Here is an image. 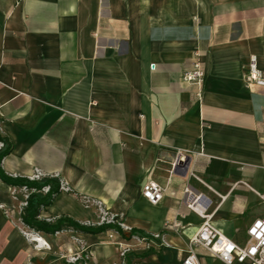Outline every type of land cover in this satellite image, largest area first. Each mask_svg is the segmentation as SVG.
Instances as JSON below:
<instances>
[{"label":"crops","instance_id":"0c3cea01","mask_svg":"<svg viewBox=\"0 0 264 264\" xmlns=\"http://www.w3.org/2000/svg\"><path fill=\"white\" fill-rule=\"evenodd\" d=\"M195 55L199 101L183 80ZM252 57L264 74V0H0L2 171L60 180L40 220L99 227L88 198L121 224L37 231L49 244L38 251L21 234L29 190L0 180V264H68L80 243L89 264H122L119 245L131 249L126 264H181L204 221L189 207L199 196L213 226L243 244L264 216V88L244 80ZM148 182L163 188L157 205L142 195ZM132 234L165 246L147 251Z\"/></svg>","mask_w":264,"mask_h":264},{"label":"built area","instance_id":"2783aa9c","mask_svg":"<svg viewBox=\"0 0 264 264\" xmlns=\"http://www.w3.org/2000/svg\"><path fill=\"white\" fill-rule=\"evenodd\" d=\"M195 61L192 64L191 69L183 75V80L194 87L193 99L199 101L203 94V81L205 77L204 70L198 60V55H195ZM244 80L246 83L255 85L257 87L264 88V74L258 69L255 57H252L247 65L244 73ZM176 162L178 159L184 160L185 155L181 151H177L175 154ZM175 165V163H174ZM41 176L36 175L33 180H40ZM61 190V187H60ZM24 191L28 190L24 188ZM42 192L47 193L48 188H43ZM163 188L155 183L148 182L144 185L142 190L143 197L152 205H157L163 197ZM28 195L25 196L27 200ZM200 196L196 197L189 207L204 219L203 223L199 227L197 233L189 239L188 250L185 258L181 264H201L196 255L195 249L201 248L212 258L219 261L221 264H264V216L259 217L252 221V223L246 229V240L243 244H238L232 241L230 238L223 235L217 230L210 221V216L204 214V207L199 203ZM85 207L95 206L99 212V221L97 225H117L121 227L119 222L113 220V216L109 214L101 203L88 198L83 199ZM27 201L22 204V207H26ZM24 227V226H22ZM28 228H22L21 234L33 242L36 250L49 249V244L39 236L37 231ZM112 238V234L109 235ZM130 239L136 243L142 245L145 250L151 248L152 243L160 241V246H165L163 238L159 234L150 236L132 234ZM80 243V242H79ZM120 256L122 258V264H126L125 258L130 253L131 249L119 245ZM90 254L86 247L80 243V249L68 259V264H89ZM24 264H33L31 258H28Z\"/></svg>","mask_w":264,"mask_h":264},{"label":"trees","instance_id":"16d2710c","mask_svg":"<svg viewBox=\"0 0 264 264\" xmlns=\"http://www.w3.org/2000/svg\"><path fill=\"white\" fill-rule=\"evenodd\" d=\"M11 145L7 144V148L0 152V180L10 186L18 188H26L29 190L27 205L22 209L21 220L29 228L46 234H54L61 230H73L76 232L94 234L102 232L111 225H102L99 227L81 225L68 218L61 217L54 222H48L39 219L40 210L49 206L55 196L60 191V180L53 177H42L39 181H31L25 178H13L4 174L1 169L2 159L10 152ZM48 188L47 193H43L42 189Z\"/></svg>","mask_w":264,"mask_h":264},{"label":"water","instance_id":"95a60500","mask_svg":"<svg viewBox=\"0 0 264 264\" xmlns=\"http://www.w3.org/2000/svg\"><path fill=\"white\" fill-rule=\"evenodd\" d=\"M186 166H187V161L185 159L184 160L178 159L174 168L178 169L182 167L185 170Z\"/></svg>","mask_w":264,"mask_h":264}]
</instances>
